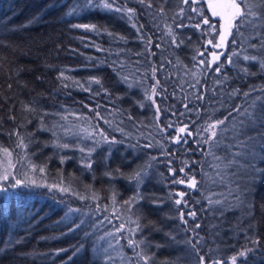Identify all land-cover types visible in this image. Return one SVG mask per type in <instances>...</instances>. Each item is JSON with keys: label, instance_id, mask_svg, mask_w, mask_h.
Here are the masks:
<instances>
[{"label": "trees", "instance_id": "trees-1", "mask_svg": "<svg viewBox=\"0 0 264 264\" xmlns=\"http://www.w3.org/2000/svg\"><path fill=\"white\" fill-rule=\"evenodd\" d=\"M100 4L0 0V264H264V142L203 131L264 97V27L218 49L206 3Z\"/></svg>", "mask_w": 264, "mask_h": 264}, {"label": "snow or ice", "instance_id": "snow-or-ice-1", "mask_svg": "<svg viewBox=\"0 0 264 264\" xmlns=\"http://www.w3.org/2000/svg\"><path fill=\"white\" fill-rule=\"evenodd\" d=\"M140 3H144V0H139ZM190 0H184V3H189ZM89 3H91V0H89ZM115 3V0H101V4L99 6L103 7L104 9L108 10H115V11H125L129 14V18L131 19L132 14L134 13L133 9H123V8H115L113 9V4ZM191 3H200L201 5L207 4V11L211 13V17L207 16L205 14V10L203 7H200L198 9H193V12L196 13V15L201 16L202 24L207 25V30L205 34H212L214 33L216 36H218V41H215L213 39H210L208 41L209 44H211L215 48H224L226 46V43L230 36L235 37L236 34H239L242 38L244 36V32L242 29L246 28H255V27H264V0H191ZM151 7V5H149ZM183 11V10H181ZM211 18H218V23H213ZM183 26V25H181ZM198 30L201 29V21H198L195 25H193ZM74 27L77 28H85V29H95V25H74ZM232 43H237L235 38H233ZM261 46L264 47V38H262ZM202 55V53H201ZM220 55H223V53H213L212 54V61H199L201 65H205L209 68L215 71L216 73H220L221 69L223 67V64H220L219 66L215 67L213 69V64H215L220 59ZM235 55V53H233ZM195 59V58H194ZM245 60H255L256 57L252 56L249 57L247 55L244 56ZM232 62V57H228V63ZM261 67L264 68V60L261 61ZM195 75V73H193ZM226 78V77H225ZM125 79H127L125 77ZM99 83V81H95ZM259 91L264 92V88L259 89ZM152 94H156L155 87L153 88ZM236 92H233L232 95H235ZM246 97L250 95L249 92L244 93ZM203 96H198L197 99H203ZM258 101L260 103H258ZM185 108H187V105H185ZM159 112V109H157ZM233 112L236 114L233 116ZM233 112L229 113L228 117H225L224 119H219L214 122H210L207 124L206 127L203 128L204 132L208 133V136L204 139V143L209 145L208 153L213 155L214 158L220 159V157L216 156L215 153L212 151V149L219 147L221 143L222 137L227 132H232L233 139L237 140L239 143L238 145L233 146H244L249 147L251 145V142L255 141L257 138H259L262 142H264V97H257L251 101L250 104H248L247 107H244L241 109V106H236L233 109ZM229 117H232V126L231 128L227 127L226 121L229 119ZM242 118V119H238ZM172 125L170 124L169 127ZM224 126V127H221ZM252 129L256 131V135H250L248 130ZM163 131V129H161ZM177 132L180 134L186 133L187 135H192L190 131H187V126L180 127L177 129ZM102 135V134H101ZM245 137V139H240V137ZM182 137L177 136L175 138V142L179 143L181 141ZM114 142V141H113ZM187 143V141H184ZM149 147L151 144L148 145ZM64 147H67V145H64ZM83 151V149H82ZM239 154V153H237ZM63 162V161H62ZM85 167L91 168V163L88 162L85 164ZM43 171V169H41ZM181 172L184 171L183 168L180 169ZM174 174V173H173ZM139 173H136L132 179H137L139 177ZM5 179L7 177L5 176ZM176 183L184 184L187 183V186L190 188H196L197 181L195 178H189L186 182L183 179H178L175 181ZM21 183L20 181H17V184ZM61 191H68L66 188H61ZM139 195V194H137ZM179 196H183V193H177ZM237 199L239 200V195L237 196ZM181 200L177 199L175 203L177 205L181 204ZM126 203H130L126 202ZM211 203V201H210ZM216 203H219V201H216ZM189 215L195 216V213L192 212ZM184 213L181 212V220L182 222H185L183 220ZM196 227H199V225H196ZM258 243V241H255ZM188 243H192L191 241H188ZM201 241L197 240L195 244H192V247L195 248L196 245L200 244ZM138 247V245H137ZM248 249H245L244 251H241L238 255L243 257L245 256ZM199 255V253H197ZM137 255H140V253H137ZM145 260V264H147V258L141 257ZM237 257H232V264H236ZM198 264H206L205 257L203 255L199 256ZM211 264H221L219 260H213L211 261Z\"/></svg>", "mask_w": 264, "mask_h": 264}]
</instances>
